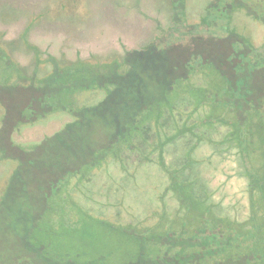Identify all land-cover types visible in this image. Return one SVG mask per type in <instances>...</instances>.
Returning a JSON list of instances; mask_svg holds the SVG:
<instances>
[{
	"label": "trees",
	"instance_id": "obj_1",
	"mask_svg": "<svg viewBox=\"0 0 264 264\" xmlns=\"http://www.w3.org/2000/svg\"><path fill=\"white\" fill-rule=\"evenodd\" d=\"M58 1L50 0L17 37L0 32V160L17 163L0 195V215L9 213L10 201L25 202L23 229L13 223L19 245L9 259L0 255V264L36 258L43 264H264V36L254 45L235 24L243 13L264 27L259 0H195L196 21L187 15L191 0H165L167 21L155 25L148 42L74 60L43 57L28 38L34 21L64 13ZM9 14L3 8L0 21ZM59 111L72 119L58 130L29 144L12 141L13 129L42 124ZM202 143L216 156L233 152L250 192L257 191L259 204L250 203L245 221L216 211L197 179ZM153 153L168 181L151 225L96 216L66 192L74 178L80 199L92 201L104 188L108 202L111 175L93 189L94 169L102 172L111 159L127 173ZM167 194L176 202L172 211L164 207ZM60 239L79 246L53 248Z\"/></svg>",
	"mask_w": 264,
	"mask_h": 264
},
{
	"label": "rangeland",
	"instance_id": "obj_2",
	"mask_svg": "<svg viewBox=\"0 0 264 264\" xmlns=\"http://www.w3.org/2000/svg\"><path fill=\"white\" fill-rule=\"evenodd\" d=\"M49 1L0 0V11L5 8L10 12L8 19L0 21V32L4 34L5 38L17 37L29 23L30 18L32 19L39 13L41 15L45 9L48 10L47 3ZM161 1L163 4H160L159 0H87L86 2L83 0H59L58 4L66 6V9L63 10L64 13L57 15L58 18L48 16L45 19L41 17L34 21L30 26L28 38L43 52V57L52 55L70 60L87 58L91 54H100L104 57V54L111 50L123 51L137 48L153 37V34L157 32L155 27L157 23L160 26L165 25L169 8L165 6V0ZM190 2L187 7L188 19H190L189 21H196V17L192 16L201 13V7L196 4L195 0ZM258 5L264 8V0H259ZM84 6L85 9L82 12L79 10L76 12L74 9ZM239 14L235 23L237 24V33L246 36L254 45L263 42L264 27H261L263 23L248 14ZM64 19L66 20L64 21ZM17 60L20 64H24L26 58L19 55ZM3 109L0 106V115ZM71 119V114L61 111L54 112L49 114L42 124L31 126L22 124L13 129L11 139L15 143L29 144L33 140L41 139L58 130ZM177 147L180 148V146ZM209 148L202 143L196 150L198 158L204 160L194 168L195 173L198 174L197 179L203 186L208 198L215 204L216 211L234 218L237 222H243L248 218L251 209L250 203L257 198V191L250 192L248 179L242 173L233 152H225L223 155L216 156L212 154ZM178 150L180 149H175L176 152ZM150 157L151 161L141 159L140 164H131L127 173L121 170L117 161H111V159L103 165L105 169L102 167V172L99 171V168L94 169L93 189L106 184L108 175H111L114 186L109 189L108 202L104 196H101L104 194L103 192L108 191L104 188L101 189V192L98 191V195L91 197L92 201L80 199L82 198L81 189L72 187L74 178L69 181L66 192L70 193L69 195L73 200H81L82 206L96 216H106L111 221L123 224L151 225L157 220L155 213L160 211L162 202L160 196L168 178L157 164L155 153ZM259 162L257 160L254 164L259 165ZM16 165V159L0 160V195ZM185 172L187 171L185 170ZM190 177L192 176L190 175ZM34 184L30 186L31 190L34 189L36 194H41ZM105 187L108 186L105 185ZM62 194L65 197V194ZM163 200L167 211L175 209L176 202L168 194L163 196ZM253 203L255 204H253L254 208L257 209L259 204L257 199ZM24 204L25 202L10 201L6 208L9 213L0 215V255L3 260L13 256L19 245L20 239L14 230L13 223L16 224L17 230L23 229L24 222H20L18 218L23 214ZM34 207L39 206L35 204ZM34 207L31 211H34ZM258 211V214H261L262 209L260 208ZM56 214V211L49 213V216L45 218L46 222H53ZM7 216L10 220L9 223L6 221ZM78 225L80 226L81 223L78 222ZM98 232L100 233L99 230ZM46 239L48 240L47 243L54 240L48 234H46ZM54 243L56 244V241ZM107 244L108 247H112L109 240ZM51 245L53 248L57 247L66 250V252L76 251L79 246L73 247V244L64 239H60L59 245L55 246L53 243ZM34 260L32 264H43L37 258ZM25 261L31 262L29 259H25L23 262L15 264H29Z\"/></svg>",
	"mask_w": 264,
	"mask_h": 264
}]
</instances>
